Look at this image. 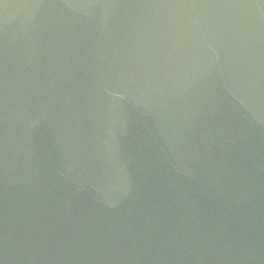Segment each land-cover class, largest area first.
<instances>
[{
	"label": "water",
	"instance_id": "95a60500",
	"mask_svg": "<svg viewBox=\"0 0 264 264\" xmlns=\"http://www.w3.org/2000/svg\"><path fill=\"white\" fill-rule=\"evenodd\" d=\"M257 1H258V10H259L263 52H264V0H257Z\"/></svg>",
	"mask_w": 264,
	"mask_h": 264
}]
</instances>
